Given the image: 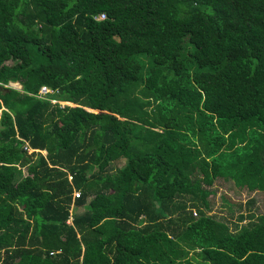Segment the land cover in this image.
I'll return each instance as SVG.
<instances>
[{"label":"trees","instance_id":"trees-1","mask_svg":"<svg viewBox=\"0 0 264 264\" xmlns=\"http://www.w3.org/2000/svg\"><path fill=\"white\" fill-rule=\"evenodd\" d=\"M228 190L264 193V0H0V264H264Z\"/></svg>","mask_w":264,"mask_h":264},{"label":"rangeland","instance_id":"rangeland-1","mask_svg":"<svg viewBox=\"0 0 264 264\" xmlns=\"http://www.w3.org/2000/svg\"><path fill=\"white\" fill-rule=\"evenodd\" d=\"M7 87H10L11 89H15V90L21 89V87L17 83H9ZM61 104L63 105L64 103H61ZM42 154L45 155V152H42ZM25 174H26V171L25 169H23V175ZM227 195H228V198L231 199V201L236 202V203L237 202L244 203L247 200L246 198L254 199V204L250 208H248L247 206H244L242 211L247 213L248 210H250V212L253 213L255 216L258 214H262V215L264 214V193L256 192V193H251V194L246 195L244 194V191L241 193H238L233 190H228ZM73 197L76 198L75 195H73ZM227 211L228 210H225L222 208V203L216 200V204L214 205L211 211V215L212 214L215 215L216 218H218V220L226 221L231 228H234L233 225L235 224V222H237L236 218L240 211L234 209L233 212L230 214V216L227 215Z\"/></svg>","mask_w":264,"mask_h":264},{"label":"built area","instance_id":"built-area-1","mask_svg":"<svg viewBox=\"0 0 264 264\" xmlns=\"http://www.w3.org/2000/svg\"><path fill=\"white\" fill-rule=\"evenodd\" d=\"M104 16L101 15L99 17V19H103ZM49 93H52L51 89H48L47 87H41L40 90H39V93L37 95V97H42V96H45L46 94L48 95ZM24 150H27V152L30 154L32 152H38V150H32L30 148H27V145L24 147ZM72 177L71 176H68V180L71 181ZM75 197H79V192H74Z\"/></svg>","mask_w":264,"mask_h":264},{"label":"crops","instance_id":"crops-1","mask_svg":"<svg viewBox=\"0 0 264 264\" xmlns=\"http://www.w3.org/2000/svg\"><path fill=\"white\" fill-rule=\"evenodd\" d=\"M19 91V90H18Z\"/></svg>","mask_w":264,"mask_h":264}]
</instances>
